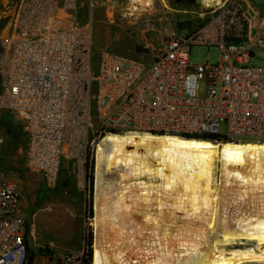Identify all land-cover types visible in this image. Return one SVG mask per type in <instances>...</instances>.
I'll use <instances>...</instances> for the list:
<instances>
[{
	"label": "built area",
	"instance_id": "built-area-1",
	"mask_svg": "<svg viewBox=\"0 0 264 264\" xmlns=\"http://www.w3.org/2000/svg\"><path fill=\"white\" fill-rule=\"evenodd\" d=\"M81 4L10 0L0 13L9 19L0 34V114L15 116L26 140L24 167L49 187L66 159L83 179L107 134L264 143V66L247 65L255 51L264 56V9L251 0L193 5L194 21L178 28L187 32L172 31L159 47L145 42L131 58L96 53L92 18L79 20ZM194 46L218 47L219 61L193 65ZM5 145L0 133V264H28L21 190L1 164ZM65 264L74 257L65 255Z\"/></svg>",
	"mask_w": 264,
	"mask_h": 264
},
{
	"label": "bare ground",
	"instance_id": "bare-ground-1",
	"mask_svg": "<svg viewBox=\"0 0 264 264\" xmlns=\"http://www.w3.org/2000/svg\"><path fill=\"white\" fill-rule=\"evenodd\" d=\"M93 155V264H264V143L121 133Z\"/></svg>",
	"mask_w": 264,
	"mask_h": 264
},
{
	"label": "rangeland",
	"instance_id": "rangeland-1",
	"mask_svg": "<svg viewBox=\"0 0 264 264\" xmlns=\"http://www.w3.org/2000/svg\"><path fill=\"white\" fill-rule=\"evenodd\" d=\"M8 2L10 0H0V13L6 11ZM251 2L264 9V0ZM131 3L137 2L131 0ZM132 4L127 0H94L91 8L89 0H82L79 20L87 21L92 18L96 53L109 50L127 57L139 58L145 42H151L159 47L182 22L194 21L193 15L189 12L194 11L195 7L187 3H178L176 0H150L147 1L149 8ZM8 22V18L0 20V34L5 31ZM187 30L178 29L180 33ZM219 55L216 46H194L190 52V62L193 65L207 62L215 64L219 61ZM247 65L264 66V56L261 52L255 51ZM15 122H17L15 118L8 112L0 114V132L6 138L9 155L14 151L12 134L20 131ZM5 157L6 152L2 159L3 167H6L8 174L26 184L21 196L25 197L33 213H36L34 220L30 218L26 221L28 257L53 258L55 254L61 253L64 254V262L65 255H72L75 264H93L94 155L93 159H90V169L88 168L83 179L76 178L71 164L66 159L54 187H49L41 175L28 171L23 165V160L21 166L13 168L12 164H7ZM216 182L217 187H220L219 175ZM32 224H36L37 227L33 233L30 231ZM117 236L114 233L109 234L106 244L115 246L116 242L112 240H117Z\"/></svg>",
	"mask_w": 264,
	"mask_h": 264
},
{
	"label": "crops",
	"instance_id": "crops-1",
	"mask_svg": "<svg viewBox=\"0 0 264 264\" xmlns=\"http://www.w3.org/2000/svg\"><path fill=\"white\" fill-rule=\"evenodd\" d=\"M81 11H82V9H81ZM8 27H9V24L5 28L4 33L7 31ZM9 114H11V113H9ZM11 116H12V118H15V116L13 114H11ZM15 120L17 121L16 118H15ZM15 124H17L18 127H20L18 121L15 122ZM4 138H5V136H4ZM12 139L14 140L13 141L14 142V145H13L14 151H13V153H10V155H9V153L7 151V147L5 145V152H6L5 160L7 161V164H12L13 168H17V167L22 165V160L24 157V151H25V147H26V140H25L24 136H22L19 139L12 137ZM5 141H6V138H5ZM2 159H3V157H2ZM2 159H1V164H2ZM23 165H24V163H23ZM2 167H3V164H2ZM3 169L7 173L8 180L16 183L22 192L24 190L26 184H23L18 178H15L14 176L8 174L5 166L3 167ZM20 214L25 221L30 220V218H32V220H34L33 218L36 215V213H33L32 209L30 208V204L26 201L24 196H21V200H20ZM36 230H37L36 224H32V229L30 230L31 233H33ZM27 236H28V234H27ZM56 247H59V246H56ZM63 255L64 254L58 253V254H55L53 258L50 256H47V257L42 256V258H40V259L38 257L31 256L33 259L32 264H65V262L63 260V257H64Z\"/></svg>",
	"mask_w": 264,
	"mask_h": 264
},
{
	"label": "trees",
	"instance_id": "trees-1",
	"mask_svg": "<svg viewBox=\"0 0 264 264\" xmlns=\"http://www.w3.org/2000/svg\"><path fill=\"white\" fill-rule=\"evenodd\" d=\"M189 4V3H187ZM19 130L20 127H19ZM10 134H11V130L9 131ZM162 135V134H161ZM12 136L14 138H21L23 135V133L21 131H19L18 133H15V134H12ZM181 137L183 138H187V139H199V140H206V141H211V142H215V143H227V142H231L232 143V140L231 139H228V138H222V137H219V136H216V135H181ZM246 142H251V141H242L241 143H246ZM236 143H239L238 140H236ZM26 237H27V233H26ZM27 242V240H26ZM32 257H28V264H32Z\"/></svg>",
	"mask_w": 264,
	"mask_h": 264
},
{
	"label": "water",
	"instance_id": "water-1",
	"mask_svg": "<svg viewBox=\"0 0 264 264\" xmlns=\"http://www.w3.org/2000/svg\"><path fill=\"white\" fill-rule=\"evenodd\" d=\"M176 2L178 3H189L191 5H195L197 7H202L203 3L202 0H176Z\"/></svg>",
	"mask_w": 264,
	"mask_h": 264
}]
</instances>
